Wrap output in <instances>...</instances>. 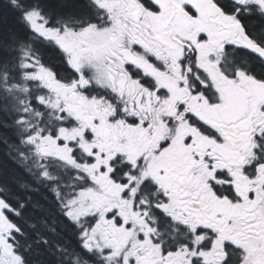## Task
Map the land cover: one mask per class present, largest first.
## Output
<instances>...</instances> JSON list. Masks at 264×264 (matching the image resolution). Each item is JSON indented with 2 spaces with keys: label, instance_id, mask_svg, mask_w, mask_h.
<instances>
[{
  "label": "snow or ice",
  "instance_id": "6c2138e0",
  "mask_svg": "<svg viewBox=\"0 0 264 264\" xmlns=\"http://www.w3.org/2000/svg\"><path fill=\"white\" fill-rule=\"evenodd\" d=\"M0 264H264V0H0Z\"/></svg>",
  "mask_w": 264,
  "mask_h": 264
}]
</instances>
